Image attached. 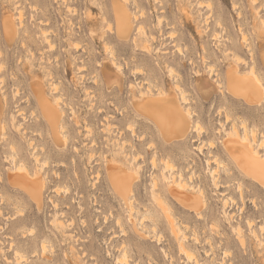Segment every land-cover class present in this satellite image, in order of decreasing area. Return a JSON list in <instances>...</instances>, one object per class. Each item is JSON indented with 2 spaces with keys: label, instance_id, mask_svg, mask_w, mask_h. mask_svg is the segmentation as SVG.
<instances>
[{
  "label": "rangeland",
  "instance_id": "1",
  "mask_svg": "<svg viewBox=\"0 0 264 264\" xmlns=\"http://www.w3.org/2000/svg\"><path fill=\"white\" fill-rule=\"evenodd\" d=\"M118 1L136 16L128 40L112 0H0V264H264V189L226 150L232 131L264 141V97L249 105L223 85L234 68L254 70L264 91V0ZM106 67L121 90L105 83ZM35 85L64 115L62 144ZM161 90L188 110L181 139L135 109ZM14 165L43 178L40 206L10 185ZM109 166L132 173L130 202ZM179 176L200 216L172 197Z\"/></svg>",
  "mask_w": 264,
  "mask_h": 264
},
{
  "label": "bare ground",
  "instance_id": "2",
  "mask_svg": "<svg viewBox=\"0 0 264 264\" xmlns=\"http://www.w3.org/2000/svg\"><path fill=\"white\" fill-rule=\"evenodd\" d=\"M112 14H113L117 37L121 40H128L130 38L132 31L134 30V26H133L134 20L133 19H136V16L134 14L132 15L128 11L126 5H124V3L122 2H119L118 0H112ZM4 29H5L7 41L9 40L8 39L9 37L13 38V36H15L16 25L13 20L6 21L4 24ZM139 31H140V28H139ZM143 47L144 49H147V45ZM237 60H240V59H236V61ZM113 65L115 64L113 63ZM263 65H264V60H263ZM103 79L108 86L113 85L114 87H119V89L121 90L123 79L115 70L113 71L107 67L104 68ZM223 85H224V91L226 94L231 95L235 98L242 99L249 105L260 104V102L262 101L264 97L263 96L264 91H262L263 89H262L261 80L257 76V73L254 70L250 72L248 75L238 76L237 70L234 68L227 72L226 77H225V82L223 83ZM54 90H56V87ZM33 93H34L36 103L40 109L41 117L42 119H44L45 123L48 125L49 131L52 135V138L55 144L56 145L62 144L63 132L65 131L64 126H63V116L64 115L58 109L57 107L58 104L56 103V101L54 103L48 98L45 90L40 85H35L33 87ZM182 97L184 98V96ZM180 100H182V98ZM135 109L138 114L142 115L143 117H146V119H148L157 128V130L160 131V133L161 132L163 134L169 133L167 136H165L164 134V136L167 138L166 139L164 137L166 140H170L171 138L181 139L185 136L186 132H188V130L190 129V121H189L190 117L188 114V110L186 113V111L183 110V108L181 107V104L179 103L176 97L168 96L162 90L160 91L156 99L147 100L145 103H143L140 106L136 104ZM3 111L4 109L0 101V117L3 114ZM242 126H244V124ZM2 127L4 126L0 127V132L1 130L4 129V128L2 129ZM197 127L199 126H196V128L195 127L194 128L197 129ZM237 132L232 131L231 134H229L230 140L227 142L228 145L226 149L228 152V156H230V159L235 164V166L246 177L250 178L253 183L259 185L261 188L264 189V155L262 156L259 155L260 154L259 150L263 148L264 141H261L260 143V140H258L257 136L254 135L256 133H253V132H252L253 135L250 140H246L248 139L247 137L244 139L243 138L240 139L241 138L239 137L240 135H234L235 133L238 134ZM35 158H34L35 160L38 159L36 155H35ZM21 166L14 165L13 169L9 170L10 174L8 175V178H9L10 185H12L13 187H18V189L24 191L28 196H30V198L35 202V204L40 206L42 203V191L44 188V183L42 180L43 178L40 179L37 173H31L25 168H22ZM112 167L113 168L109 166L107 171H108V177H109L110 183L112 187L114 188V191L123 199V201H125L126 203L130 202L131 201L130 196L132 194V188H133L132 181L134 180V178L131 175L132 173L130 174V172H127L118 166H112ZM133 176H136V175L134 174ZM165 176L166 175L164 174L163 177L166 180L167 177ZM212 178L215 179L214 180L215 182L216 177L213 175ZM173 183H174V187H170V193L172 197L184 209H188L190 212L192 211L196 215L200 216L201 209L203 208V205H204L201 199L187 192L188 190L185 188L186 186L182 184L181 176H179L178 180L174 179ZM167 220L171 226L172 235L178 238V234L180 232L177 231L174 225L172 224L173 220L171 219V217H168ZM181 251L185 253L186 255H188L189 253V252L187 253L186 250L182 246H181ZM126 259L127 258H125L124 260Z\"/></svg>",
  "mask_w": 264,
  "mask_h": 264
}]
</instances>
